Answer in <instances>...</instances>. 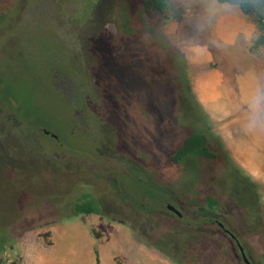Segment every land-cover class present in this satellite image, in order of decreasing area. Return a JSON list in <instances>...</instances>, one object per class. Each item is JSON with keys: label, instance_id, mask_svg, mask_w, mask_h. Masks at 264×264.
Masks as SVG:
<instances>
[{"label": "rangeland", "instance_id": "1", "mask_svg": "<svg viewBox=\"0 0 264 264\" xmlns=\"http://www.w3.org/2000/svg\"><path fill=\"white\" fill-rule=\"evenodd\" d=\"M142 1L0 0V144L10 159L0 146V236L15 264H122L127 244L152 246L159 235L160 248L176 261L223 264L234 243L196 214L181 224L141 204L154 197L149 191L159 195L152 183L181 192L175 206L196 198L190 212L207 210L206 195L215 198L211 213L257 264L264 259L255 212L263 196L233 160L232 134L223 129L247 119L226 99L196 106L179 50L180 37H204L192 24L205 18L209 28L218 2L166 0L163 16L144 11ZM261 47L256 52L264 53ZM234 68L225 75L231 96H264L255 63L243 58ZM193 129L216 157L171 161ZM80 199L99 213L74 212ZM187 236L194 250L184 244Z\"/></svg>", "mask_w": 264, "mask_h": 264}, {"label": "crops", "instance_id": "2", "mask_svg": "<svg viewBox=\"0 0 264 264\" xmlns=\"http://www.w3.org/2000/svg\"><path fill=\"white\" fill-rule=\"evenodd\" d=\"M214 6L216 12L212 15L209 28L205 27L207 22L205 18L202 21L197 17L196 23L192 24L195 29L206 31L204 37L198 42L191 39L194 35L184 40L180 37L179 50L185 54L191 72L190 87L200 108L205 110L214 107L220 100L226 99L233 103L232 107L239 110L241 117L247 119L236 129L237 132L229 125L223 129L228 136L232 134L231 140L228 139L227 148L231 151L233 160L248 172L260 188L259 191L263 196L264 222V98H261L258 105L263 108L257 112L258 116H256L257 113H253L251 109L255 108L257 97L254 96L252 101L241 98L239 94L238 99L237 95L236 97L231 96L232 82L227 83L225 80V75L235 69V61L244 58L255 63L256 74L260 82L258 91L261 93L264 88V79L261 78L262 75L264 76V62L260 60L264 53H252L249 50L258 34L257 25L251 16L244 14L234 4L218 2ZM205 12L211 11L203 9V14ZM218 47H223V49L222 53L220 52L217 56L214 49ZM233 87H236V82ZM252 116L259 117V119L252 118ZM124 251L122 264H175L154 247L143 243L142 240L127 244ZM129 252L133 255L132 261L128 257Z\"/></svg>", "mask_w": 264, "mask_h": 264}, {"label": "trees", "instance_id": "3", "mask_svg": "<svg viewBox=\"0 0 264 264\" xmlns=\"http://www.w3.org/2000/svg\"><path fill=\"white\" fill-rule=\"evenodd\" d=\"M217 1L237 5L242 10V12L244 14L251 16L253 21L256 23L257 28H258V34H257V37L255 38V40L253 41L252 45L250 46V49H249L250 52L256 53V51H258L259 47L264 46V0H217ZM142 2H143L144 11H146L150 14L159 13L160 15L164 16L168 10V4H167L166 0H143ZM187 92H189L191 94L192 98L195 100V97L193 95V91L190 87V82L188 84ZM195 104L197 107L200 108V105L196 102V100H195ZM17 130H18V127H16L15 132H18ZM18 133L22 134L23 132H18ZM26 142L30 143L29 141H26ZM0 146L2 148V157L7 159V161H9L10 159L7 158L8 153H7L5 146L3 144L2 145L0 144ZM24 147H29V146L26 144V146H24ZM24 151L26 153H28V148L25 149ZM195 157H203L207 160H210V159L215 158L216 155L213 151L209 150V148L207 147V139L205 137V134L193 129L187 135V137L183 141V144L180 145L175 150V152L170 156V159H171V161H173L175 163H180V162H184V159H186V158H191L193 161V158H195ZM238 170L240 171L241 169L238 168ZM245 177H246V180L248 182L252 183L253 187L255 188V193H256L258 190L256 183L249 177V175L245 174ZM150 183H152V182H150ZM153 185L156 186V189L160 188V192L168 191L167 187H165V186L161 185L159 187L155 183H152L151 186H153ZM150 193H152L154 195L153 198H155V199H157V197H159V196L160 197L165 196V195H157V194L153 193L152 190H151V192L149 191V194ZM207 196H209V195H207ZM83 198L84 197H82V199ZM216 203H217V200L215 198H213V197L208 198V206L209 207H214ZM89 204L94 205L93 202H91L90 200L81 202V199H80L79 201L76 202V204L73 208L74 212L85 213V214L99 213V210L97 207L94 208L93 206H90ZM255 208H256L255 212H258V217H257L258 218V226H256L257 227L256 230H257V232H260L262 237H264V222H263V209H262L263 207H262V203L260 202V199H259V204L256 205ZM243 209H246V207H244ZM256 221H257V219H256ZM236 237H237L238 241L240 242V244L243 248V252H244L246 258L248 259L249 263L254 264V262H255L254 254L248 248L249 246L247 244H245L244 242H242L238 238V236H236ZM188 239H190V238H185L184 244L188 245V246L192 245V243H194L193 240H191L192 238L190 239V242ZM229 239H230L229 241L233 242L234 245H237V244H235V242L233 240H231V238H229ZM5 241H6V239L3 238L2 236H0V264L3 262H6V261L8 262L12 259L10 256L5 255L6 250H4V248H3ZM152 247H154L155 249L160 251L161 254H163L168 259L174 261L176 264H184V263L186 264V262H184V259L176 261L172 256L167 254L163 249L159 248L157 245L154 244V245H152ZM192 247H196V245H192L187 249L191 250ZM182 252H181L182 253L181 256L184 258L187 255V253H186V251H182ZM234 252L229 250L227 254L225 253V255H227V256L224 258V256H225L224 255L223 256L224 259L223 258L220 259V260L224 261L223 264H242L241 261H243V258H242V255H241V252H240V249L238 248V246H237V248L235 246ZM261 257L264 258V254ZM260 261H261L260 264H264V259L260 260ZM10 263L15 264L13 260Z\"/></svg>", "mask_w": 264, "mask_h": 264}, {"label": "flooded vegetation", "instance_id": "4", "mask_svg": "<svg viewBox=\"0 0 264 264\" xmlns=\"http://www.w3.org/2000/svg\"><path fill=\"white\" fill-rule=\"evenodd\" d=\"M151 187H154V189H156V186H151ZM167 189H168V191H170V194H171L170 196H163V197H160L159 196V197H157V199H155L153 197H150L149 200H151V201H149V203H145V201H144L145 199L142 197V203L141 204H143L145 206H147L146 204L153 205L154 207L151 206L150 209L156 207L158 209V212L160 213V217H164L165 218V216H167V217L169 216V218H174V219L179 220V221L181 220V224L183 222L182 219L184 218V215H188V214H190V215L193 214L194 215V214H196L195 216H197L199 220H202L203 222H205V225L206 224H209L211 226L214 225V226L217 227V229L219 231H221V234L223 236H225L228 240H230L229 238H231V240H233L235 242V244H237V245H235L236 248H237L238 243H240V242L238 241V239L236 237L237 235L235 234V232H233V230L227 229L225 227V224L223 223V221L220 222L218 220L217 214L211 213V207L208 206V198L209 197L212 198L211 196H207L206 195L204 197V203H205V207L207 209L206 211L204 210L205 212L202 211V210H200V211L197 212L196 209H195V211L193 210L192 212H190L189 209L191 208L190 207L191 206V203L192 202H195V199L196 198H192L193 200H189L188 199V203L185 202V203H183L184 205L182 203H178V205L175 206L173 203L176 202V200L178 199V196L180 195L181 192H177L176 193L175 192L176 190H174V188H172V189L167 188ZM159 190H160V188H159ZM159 195H164V192L163 191L161 193L159 192ZM218 205H219V203L217 202L215 204L216 208H218ZM168 206H172V208H174L175 210H177L178 213H176L175 210L169 209ZM185 208L187 209V211H186ZM219 215L221 216V214H219ZM197 217H195V218H197ZM137 220H138V217L136 215L135 222H133V223H134V225H137L138 226L139 225V222ZM256 223H257V221L255 220L254 221V224L256 225ZM197 229L198 228H196V230ZM198 231H202V229H199ZM203 231L208 232L207 228H206V230L203 229ZM187 237L190 238V239L192 238L190 236H187ZM190 239H188L189 242H190ZM191 240H194V238H192ZM157 242L158 243H156L155 245H157L160 248V235H159V237L157 239ZM192 245H193V243H192ZM192 245H189V246H192ZM193 249H194V247H193ZM234 251H235V249H234ZM241 262H242V264H247L244 260L241 261ZM254 264H257V263L254 262Z\"/></svg>", "mask_w": 264, "mask_h": 264}, {"label": "water", "instance_id": "5", "mask_svg": "<svg viewBox=\"0 0 264 264\" xmlns=\"http://www.w3.org/2000/svg\"><path fill=\"white\" fill-rule=\"evenodd\" d=\"M168 207H169V209L175 210L174 208H172V206H168ZM175 212L178 213L177 210H175ZM238 247H239V249H240V251H241V255H242L243 260H244L247 264H250L249 261H248V259H247L246 256H245L244 252H243V249H242L240 243H238Z\"/></svg>", "mask_w": 264, "mask_h": 264}, {"label": "clouds", "instance_id": "6", "mask_svg": "<svg viewBox=\"0 0 264 264\" xmlns=\"http://www.w3.org/2000/svg\"><path fill=\"white\" fill-rule=\"evenodd\" d=\"M261 98H264V96H258L256 100V105L258 106L260 103Z\"/></svg>", "mask_w": 264, "mask_h": 264}, {"label": "built area", "instance_id": "7", "mask_svg": "<svg viewBox=\"0 0 264 264\" xmlns=\"http://www.w3.org/2000/svg\"><path fill=\"white\" fill-rule=\"evenodd\" d=\"M5 255H7V254H5ZM8 256V255H7ZM10 259V258H9ZM13 259H11L10 261H6V262H3V263H1V264H11L10 262L12 261Z\"/></svg>", "mask_w": 264, "mask_h": 264}]
</instances>
